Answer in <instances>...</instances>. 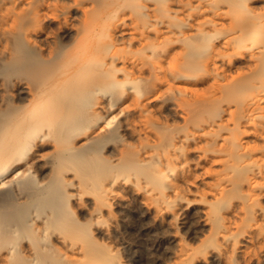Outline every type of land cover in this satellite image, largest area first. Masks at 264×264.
I'll return each mask as SVG.
<instances>
[{
  "label": "bare ground",
  "instance_id": "obj_1",
  "mask_svg": "<svg viewBox=\"0 0 264 264\" xmlns=\"http://www.w3.org/2000/svg\"><path fill=\"white\" fill-rule=\"evenodd\" d=\"M73 1L0 0V263L120 264L96 237L136 200L153 227L208 229L182 264H264V11Z\"/></svg>",
  "mask_w": 264,
  "mask_h": 264
},
{
  "label": "rangeland",
  "instance_id": "obj_2",
  "mask_svg": "<svg viewBox=\"0 0 264 264\" xmlns=\"http://www.w3.org/2000/svg\"><path fill=\"white\" fill-rule=\"evenodd\" d=\"M54 3L60 12H67L70 7L74 5L73 0H54ZM252 6L257 12L264 11V0H251ZM71 18V14H67ZM50 17L54 18V14H50ZM83 18L79 14H73L71 24L74 28L80 25ZM45 32L55 37L56 43L60 44V27L56 22H48L45 26ZM65 44L69 41L65 40ZM44 48L54 47L52 42H43L41 44ZM45 56V54L43 55ZM3 58V54L0 53V59ZM4 63V62H2ZM0 62V76L6 73L5 67ZM3 66V67H2ZM14 91L10 92L14 96ZM16 96V95H15ZM14 96V98H15ZM51 148L48 149L47 153ZM38 179L37 174L33 172ZM200 172H196L199 175ZM199 187H202L201 185ZM131 213L128 217L123 218L122 213L119 210H114L113 214L102 217V225L109 227L110 230L106 235L96 237V240L110 250L111 254L115 256L120 264H182L177 255L180 253V240H184L186 243L192 246L193 249L198 250L202 246V242L208 236V229L202 228L196 232H190L187 230L179 229L178 232L173 231L167 225L163 223L158 227H153V221L148 219L142 212L136 200H131ZM30 206L26 207V210ZM73 207V206H72ZM78 206L73 207L74 215L77 213ZM29 210V209H28ZM34 212H43L47 210L46 206H36L31 209ZM89 219L87 213H82L81 220L86 222ZM148 219V220H147ZM115 222L114 229L112 223ZM95 227V226H94ZM177 235V238H173L172 235ZM31 240L27 238L29 244ZM59 247H61L58 244ZM24 255L29 256V252L26 249H22ZM238 264H244L243 259H237ZM1 264V263H0Z\"/></svg>",
  "mask_w": 264,
  "mask_h": 264
}]
</instances>
